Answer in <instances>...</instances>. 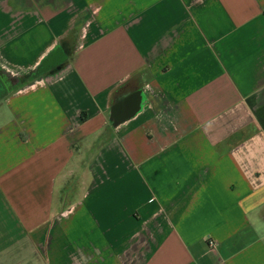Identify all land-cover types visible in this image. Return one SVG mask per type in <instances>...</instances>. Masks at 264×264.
<instances>
[{
	"label": "crops",
	"instance_id": "obj_1",
	"mask_svg": "<svg viewBox=\"0 0 264 264\" xmlns=\"http://www.w3.org/2000/svg\"><path fill=\"white\" fill-rule=\"evenodd\" d=\"M0 264H264V0H0Z\"/></svg>",
	"mask_w": 264,
	"mask_h": 264
},
{
	"label": "built area",
	"instance_id": "obj_2",
	"mask_svg": "<svg viewBox=\"0 0 264 264\" xmlns=\"http://www.w3.org/2000/svg\"><path fill=\"white\" fill-rule=\"evenodd\" d=\"M210 245H211V247H214L215 246V244L213 242H210Z\"/></svg>",
	"mask_w": 264,
	"mask_h": 264
}]
</instances>
